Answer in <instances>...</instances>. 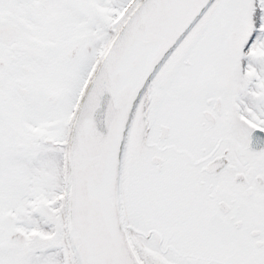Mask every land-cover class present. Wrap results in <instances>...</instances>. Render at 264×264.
<instances>
[{
	"label": "snow or ice",
	"instance_id": "1",
	"mask_svg": "<svg viewBox=\"0 0 264 264\" xmlns=\"http://www.w3.org/2000/svg\"><path fill=\"white\" fill-rule=\"evenodd\" d=\"M0 264H264V0H0Z\"/></svg>",
	"mask_w": 264,
	"mask_h": 264
}]
</instances>
